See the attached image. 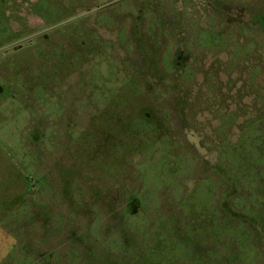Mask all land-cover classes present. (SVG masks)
Masks as SVG:
<instances>
[{"label":"rangeland","instance_id":"1","mask_svg":"<svg viewBox=\"0 0 264 264\" xmlns=\"http://www.w3.org/2000/svg\"><path fill=\"white\" fill-rule=\"evenodd\" d=\"M0 0V264H264V2Z\"/></svg>","mask_w":264,"mask_h":264},{"label":"crops","instance_id":"2","mask_svg":"<svg viewBox=\"0 0 264 264\" xmlns=\"http://www.w3.org/2000/svg\"><path fill=\"white\" fill-rule=\"evenodd\" d=\"M257 1L259 2H264V0H255L254 3H253V8L256 10L259 8V5L257 4Z\"/></svg>","mask_w":264,"mask_h":264}]
</instances>
